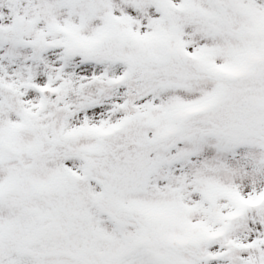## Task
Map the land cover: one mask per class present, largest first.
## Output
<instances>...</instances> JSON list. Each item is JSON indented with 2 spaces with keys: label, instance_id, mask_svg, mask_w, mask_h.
<instances>
[{
  "label": "snow or ice",
  "instance_id": "snow-or-ice-1",
  "mask_svg": "<svg viewBox=\"0 0 264 264\" xmlns=\"http://www.w3.org/2000/svg\"><path fill=\"white\" fill-rule=\"evenodd\" d=\"M0 264H264V0H0Z\"/></svg>",
  "mask_w": 264,
  "mask_h": 264
}]
</instances>
